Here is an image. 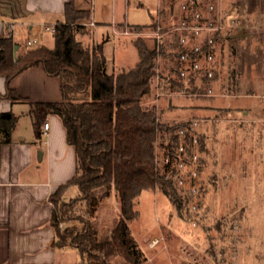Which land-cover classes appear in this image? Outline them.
Returning a JSON list of instances; mask_svg holds the SVG:
<instances>
[{
  "label": "trees",
  "instance_id": "trees-1",
  "mask_svg": "<svg viewBox=\"0 0 264 264\" xmlns=\"http://www.w3.org/2000/svg\"><path fill=\"white\" fill-rule=\"evenodd\" d=\"M166 1L172 6V0H162ZM181 17H191V5ZM89 19V10L77 9L75 0H68L64 4L63 20H57L52 34V46L20 47L11 36L0 37V75L6 81V90L0 95L11 102L24 101L10 86V80L30 66L41 64L48 75L60 79L61 101L35 103L60 117L66 141L75 150L74 175L51 196L50 221L55 230V246L74 247L79 260L73 264H111L115 257L123 258L127 264H150L129 224L139 216L140 193L145 189L162 191L181 218L196 223L207 186L201 177L207 151L204 120L198 119L197 126L190 119L161 120L159 116L167 105L174 106L173 99L177 97L174 95L162 97L166 107L148 102L155 96V59L157 56L163 59L162 90L172 93L184 90L190 94L186 96L202 101L196 102V106L203 111L213 108L209 105H213L215 95L207 94L209 90L217 92V89L220 91L217 93L228 90L231 96L241 94L236 88V70L232 68L226 89L221 31L205 33L200 38L189 33L185 44L181 42L180 30L162 28L164 36L158 50L154 40L150 44L137 36L132 39L138 53L136 64L109 71L103 42L90 41L91 27L79 23ZM151 19L150 23L129 25V28H155L158 21L152 15ZM209 36L213 43L208 42ZM195 42L199 44V52L193 50ZM15 44L18 48L13 54ZM215 52L218 57L209 65L191 68L194 60H205L209 53ZM181 54L186 55L185 59ZM182 69H186L185 75L180 74ZM205 101L208 104H203ZM225 110L231 111L230 106ZM16 120L17 115L12 111L0 112V145L11 141ZM193 170L197 177L192 175ZM70 187H75L77 193L66 198L64 191ZM112 193L118 201V218L110 229L100 234L89 219L94 216L97 204ZM206 250L217 258V250L212 247Z\"/></svg>",
  "mask_w": 264,
  "mask_h": 264
},
{
  "label": "crops",
  "instance_id": "crops-1",
  "mask_svg": "<svg viewBox=\"0 0 264 264\" xmlns=\"http://www.w3.org/2000/svg\"><path fill=\"white\" fill-rule=\"evenodd\" d=\"M66 1L68 0H0V37L11 36L23 47L27 38L37 36L41 44L42 35L52 33L42 31L39 23L63 20ZM239 2L240 6L236 12L227 11L222 14L216 11L223 23L236 22L226 29L224 46L230 50L231 45L238 48V56L233 62L235 65L264 66V0ZM145 3L146 0H75V7L90 11V18L94 21L90 26V41L99 43L104 39H114V45H120L115 54V61L124 64V55L133 51L132 39L135 37L119 31L123 26L147 24L152 21L151 15H156L157 7L155 13L146 19L139 12ZM9 23L13 24L12 27ZM102 49L107 58L105 42L102 43ZM120 69L128 68L121 65L117 70ZM242 76L247 77L240 74V77ZM10 86L24 101L11 102L7 97L0 95V112L10 110L17 115L11 141L0 145V264H73L79 260L78 252L68 256V249H75L74 247L55 246L56 235L50 219L52 194L75 173V150L66 141V130L60 117L47 112L42 106L35 105L62 100L60 79L58 76L48 75L42 65L38 64L16 74L10 80ZM5 90V77L0 75V94ZM245 90L243 97L252 95L247 93L250 91ZM194 104L181 106L180 109L201 110ZM228 106L225 104L224 107ZM251 106L252 104L250 108L241 110L244 118L239 120L253 121L250 115ZM234 111L236 113L239 110ZM254 114L256 124L251 127L257 134L256 154L264 163V105L256 106ZM44 121L49 122L47 130L42 129ZM228 130L235 131L234 125L223 126L224 137ZM234 143L235 141L231 144ZM67 190L64 191L66 198L71 197L66 194ZM108 199L110 208L118 210L116 196L112 193ZM172 218L173 216H170L164 221H159L155 233L132 231L139 248L147 257V263L214 264L215 258L207 250H189V245L192 246L197 238L196 232L192 228H185L180 216L176 220ZM153 238L159 240L150 244ZM262 263L263 261L259 264ZM118 264L127 263L120 260Z\"/></svg>",
  "mask_w": 264,
  "mask_h": 264
},
{
  "label": "rangeland",
  "instance_id": "rangeland-1",
  "mask_svg": "<svg viewBox=\"0 0 264 264\" xmlns=\"http://www.w3.org/2000/svg\"><path fill=\"white\" fill-rule=\"evenodd\" d=\"M183 1L185 0H172L171 6L170 1L146 0L145 6L139 12L148 19L149 15L155 13L157 7L154 18L160 22L163 28H167L173 22L179 21L181 16L180 3ZM211 1L215 11H220L222 14H226L227 11L236 12L240 6L239 0ZM169 12L171 15L168 16ZM150 29L152 28L141 30L149 31ZM140 37L146 39L150 44L153 42V38L149 34ZM83 40L86 41L87 39L83 38ZM40 42L41 44L52 45L53 36L44 33ZM104 42L109 71L117 70L121 65L125 68L135 65L137 61L135 46L133 51L131 50L132 53L129 51L127 55H124V57L126 56L124 64H118L119 62L115 61V54L120 49V45H114L112 38L104 39ZM129 43L132 42L129 41ZM130 44L129 46H131ZM224 48L226 47L224 46ZM238 53V48L231 45V50L226 48L223 58L225 74L228 72L230 76L232 68L236 70V88L241 93L238 96L225 95L226 91L225 93H217L220 91L216 89L213 105H209L213 108L205 111H182L180 109L181 106H192L191 104L195 105L196 102L202 103V101L199 102L198 99L191 96L174 95L177 97H174V106L172 107H168L167 102L162 98L163 96L159 98L154 96L148 102H153L156 106L164 104L166 107L167 105L165 112L159 116L161 120L190 119L196 122L193 126H197L198 119L200 122L204 120L202 129L207 135V151L204 155L205 166L201 173V177L207 185L204 203L199 210L200 219L196 220V223L193 222V225L191 221L180 217L184 227L192 228L197 234L192 246L189 245L191 247L189 250L193 249L197 252L200 249L214 248L218 253L217 258L214 259V264H259L262 261L264 264V163L256 154L258 149L256 150L255 136L257 134L256 130L254 131V128L251 127L256 124L254 120L256 117L254 114L255 107L264 105V66L244 67L235 65L233 62ZM217 57L218 52H215L214 58ZM162 61L161 56H157L155 59V71L158 70L159 74L161 73ZM202 64L209 65L204 60H202ZM240 74L247 77H240ZM244 90L250 91L252 95L243 97ZM203 104H208V102L205 101ZM225 104L230 106L231 111L225 110ZM250 104H252L250 115L253 117V121L239 120L244 118L241 110L246 107L250 108ZM233 109L239 111L235 113L232 111ZM204 115L207 117L203 118ZM228 124L234 125L235 131L228 130L224 137L223 126ZM233 141L235 143L232 145ZM74 189L75 187L68 188L66 194L74 196L76 193V189L75 191ZM108 202V198L102 199L96 206L94 216L89 219L96 224L100 234L113 226L118 218V210H112ZM137 208L139 209L138 218L129 223L135 233H155L160 224L159 221H164L170 216H173V220L179 218L173 203L158 189L143 190L138 197ZM76 224L81 225L79 222ZM67 252L68 256L77 253L73 248L68 249ZM115 258L111 260V264H118L120 260H124L121 257Z\"/></svg>",
  "mask_w": 264,
  "mask_h": 264
},
{
  "label": "built area",
  "instance_id": "built-area-1",
  "mask_svg": "<svg viewBox=\"0 0 264 264\" xmlns=\"http://www.w3.org/2000/svg\"><path fill=\"white\" fill-rule=\"evenodd\" d=\"M191 5V17L190 18H184L180 16L179 21L173 22L170 26H168L166 29L167 31H173V30H180L182 32L181 36V42L187 43L188 42V34L193 33L195 37L200 38L202 37L205 33H212L214 31H221L223 33V37H225V31L227 28L233 26L236 24V22H231L229 24L223 23L220 19L219 16L217 15L215 11L214 4L212 3L211 0L205 1V0H185L180 3V10L181 12H184L187 10V8ZM79 23L84 24V25H93L94 21L92 18H90L87 21H79ZM57 21L51 22V23H44L40 22L39 26L42 31L45 32H50L54 33L55 32V27H56ZM10 27H12V23L8 24ZM125 28V29H124ZM119 31V33L122 34H127L131 35L134 37L137 36H145V35H151L153 40L155 41L156 49H159V43L164 35V33L161 31L162 26L160 22H158V25L155 28L150 29L149 31L145 30H131L129 27H124ZM209 43H213V38L209 36L208 38ZM25 45L28 47H33L39 45V38L37 36L27 38L25 41ZM193 50L194 52H199L200 47L198 43L193 44ZM186 55L181 54V58L185 59ZM214 59V53H209L206 56V59L204 60L207 64H210ZM202 67V61L201 60H194L192 64V69L196 70ZM186 69H182L180 74L185 75ZM208 74L211 75V71H208ZM226 89L228 88V83H229V73H226ZM154 93L155 97L159 98L160 96L164 95H181V96H186L190 95L189 93L185 92L184 90H180L179 92L172 93L169 90H162V79L161 76L158 72V70L155 71L154 74ZM209 95H216L215 92L209 90L208 93ZM225 95H230L228 90H226ZM195 123V121H194ZM49 127V122L44 121L42 123V129L47 130ZM196 139L194 138V142ZM193 159H196V155L193 156ZM166 161H168V157L166 158ZM192 175L194 177H197V172L196 170H193ZM179 183L182 184L183 180L180 179ZM196 190V187H193V191ZM194 207V206H193ZM59 227H62V222H59ZM158 238H153L150 240V244H155L158 242Z\"/></svg>",
  "mask_w": 264,
  "mask_h": 264
},
{
  "label": "water",
  "instance_id": "water-1",
  "mask_svg": "<svg viewBox=\"0 0 264 264\" xmlns=\"http://www.w3.org/2000/svg\"><path fill=\"white\" fill-rule=\"evenodd\" d=\"M17 48H18V45H17V44H15V45H14V47H13V54H15V53H16V50H17ZM38 155H39V158H40L41 151H39V152H38Z\"/></svg>",
  "mask_w": 264,
  "mask_h": 264
}]
</instances>
